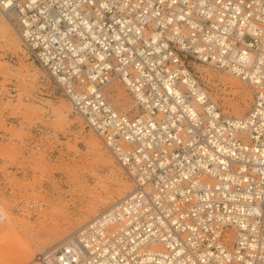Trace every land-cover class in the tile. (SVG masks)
<instances>
[{
	"label": "built area",
	"instance_id": "1",
	"mask_svg": "<svg viewBox=\"0 0 264 264\" xmlns=\"http://www.w3.org/2000/svg\"><path fill=\"white\" fill-rule=\"evenodd\" d=\"M0 13L131 183L30 264H264V0H0ZM195 61L249 86L248 111L225 113ZM116 82L133 106L112 100Z\"/></svg>",
	"mask_w": 264,
	"mask_h": 264
},
{
	"label": "rangeland",
	"instance_id": "2",
	"mask_svg": "<svg viewBox=\"0 0 264 264\" xmlns=\"http://www.w3.org/2000/svg\"><path fill=\"white\" fill-rule=\"evenodd\" d=\"M32 58L14 24L0 13V96L7 97L11 78L22 91L17 104L0 98V130L11 134L0 144V203L8 217L0 225V264H30L36 253L56 244L131 186L126 170L72 113L69 102ZM191 65L225 113L239 116L248 111L249 86L199 61ZM109 90L118 107L134 105L120 83ZM34 92L40 101L21 99ZM45 106L52 114L49 121L43 118ZM8 112L19 117L16 128L6 126ZM40 123L46 124L45 130H37ZM31 203L42 204L43 210L29 208Z\"/></svg>",
	"mask_w": 264,
	"mask_h": 264
},
{
	"label": "bare ground",
	"instance_id": "3",
	"mask_svg": "<svg viewBox=\"0 0 264 264\" xmlns=\"http://www.w3.org/2000/svg\"><path fill=\"white\" fill-rule=\"evenodd\" d=\"M5 19H7V20H9V18L8 17H4ZM9 23H10V21H9ZM12 23V22H11ZM13 24V23H12ZM13 26V25H12ZM245 84V83H244ZM8 218V217H7ZM2 225V224H1Z\"/></svg>",
	"mask_w": 264,
	"mask_h": 264
}]
</instances>
